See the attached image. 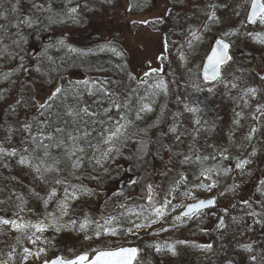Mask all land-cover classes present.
I'll return each instance as SVG.
<instances>
[{
    "label": "trees",
    "instance_id": "1",
    "mask_svg": "<svg viewBox=\"0 0 264 264\" xmlns=\"http://www.w3.org/2000/svg\"><path fill=\"white\" fill-rule=\"evenodd\" d=\"M146 1L0 0V137L8 140L12 123L21 126L18 149L8 159L9 177L32 184L45 199L68 191L79 195V201L87 200L82 206L90 213L88 219L93 225L107 222L100 230L89 229L93 238H104L106 226L113 230L109 239L121 231L129 233L132 212L148 214L147 210L161 202L160 195L170 194L182 175H190V170L180 171L178 159L192 163L184 159L187 150L193 152L192 158L206 157L212 142H222V126L230 120L228 114H219L225 97L206 91L208 86L201 81L200 71L193 83L200 102L199 118L191 134L182 115L173 112L183 86L179 75L160 74L162 86L142 84L128 67H118L106 58L105 48L112 40L102 38L105 21H100V16L119 2L140 9L147 7ZM171 2L173 9L163 25H174L179 22L177 18L185 17L177 10L178 0ZM161 17L162 13L156 18ZM236 39L230 41L232 50ZM51 89L57 93L41 102L39 92ZM74 96L79 100L74 101ZM143 107L150 110L148 117L116 143L115 156L104 165L95 161V150L105 147L107 134ZM215 150L209 158L219 159L220 151ZM254 153L262 161L263 175L246 196L249 199L243 200L253 207L259 226L246 257L232 258H239L241 264H264V137L258 138ZM201 171L195 172L196 179ZM0 177L2 189L5 179ZM164 177L167 181L158 182ZM7 202L0 203V216L11 219L13 205ZM56 203L54 199L49 205L55 207ZM70 207L78 208L79 203ZM70 212L74 214L72 208ZM123 236L106 248L116 249ZM66 239L70 238L63 233L57 241ZM208 248L204 254L182 256L183 263L190 257L191 264H218L212 259L218 243Z\"/></svg>",
    "mask_w": 264,
    "mask_h": 264
},
{
    "label": "rangeland",
    "instance_id": "2",
    "mask_svg": "<svg viewBox=\"0 0 264 264\" xmlns=\"http://www.w3.org/2000/svg\"><path fill=\"white\" fill-rule=\"evenodd\" d=\"M251 1L178 0L177 10L183 11L185 17L177 18L179 22L174 25H163L173 6L166 5L161 21L156 18L159 13L150 12L152 2L151 7L136 11L129 2H119L109 8L105 16H100L99 20L105 21L102 38L112 40L105 48L106 58L112 63L128 67L142 84L162 86L160 74L180 76L183 86L177 93L178 107L173 112L182 115L191 134L200 111L193 83L203 60L216 39L231 41L237 37L233 45L235 60L224 70L217 86L206 88L207 92H218L225 97L219 114H228L230 120L222 126V142L219 139L212 142V151L203 159L192 158L193 152L187 150L184 159L192 163L187 165L179 159L177 163L180 171L190 170V175H182L170 194L160 195L161 202L147 210L148 214L129 213V233L121 231L109 239L113 230L106 226L104 238H93L88 235L89 229L100 230L107 222L103 220L93 225L88 219L90 213L82 206L87 200L79 201V195L68 191L45 199L32 184L21 179L12 181L9 177L8 159L16 154L21 130V126L12 123L8 140L0 137V175L5 179L0 188V203L9 204V200L13 205L11 219L0 216V250L4 249L0 252V264H43L60 255L66 260L79 255L93 257L109 250L106 244H114L122 235L125 236L116 248H139L137 264H191L190 257L183 263L182 256L194 252L204 254L206 249L209 252L208 247H214L216 242L218 249L212 252L214 261L241 264L239 258H232L246 257L259 226L253 207L245 202L249 199L246 196L260 184L263 175L262 161L256 159L254 151L258 138L264 137V14L249 28L244 27ZM124 5L129 7V16L122 12ZM56 93L54 89L39 92L41 102ZM149 112L143 107L133 118L120 121L114 134L108 137L107 146L97 150L95 161L104 165L114 145L144 122ZM196 148L200 152L199 143ZM216 148L220 151L219 159L209 158L215 155ZM166 151L170 155L169 149ZM199 168L201 176L196 179L195 172ZM165 181L166 177L158 182ZM54 199L55 207L49 205ZM210 199L216 200L214 208L192 217H181L188 205ZM75 202L79 207H70ZM63 233L70 239L57 241Z\"/></svg>",
    "mask_w": 264,
    "mask_h": 264
},
{
    "label": "water",
    "instance_id": "3",
    "mask_svg": "<svg viewBox=\"0 0 264 264\" xmlns=\"http://www.w3.org/2000/svg\"><path fill=\"white\" fill-rule=\"evenodd\" d=\"M264 11L263 0H252L248 13L247 23L252 24L262 16ZM231 61L229 44L223 40H217L206 57L201 77L206 83H215L220 79L222 68ZM215 200L199 201L189 205L182 213V217L191 216L212 208ZM138 256L136 248H122L114 251H105L96 254L91 260L89 256L82 255L71 261H64L61 257L44 264H134Z\"/></svg>",
    "mask_w": 264,
    "mask_h": 264
},
{
    "label": "flooded vegetation",
    "instance_id": "4",
    "mask_svg": "<svg viewBox=\"0 0 264 264\" xmlns=\"http://www.w3.org/2000/svg\"><path fill=\"white\" fill-rule=\"evenodd\" d=\"M170 1V2H169ZM152 2V9H151V14L154 12L155 14L157 13V12H159V14H161L164 10H165V8H166V5L170 8V7H172L173 6V4H172V2H171V0H147V2H146V4L148 5V6H150L151 7V5H150V3ZM157 3H158V5H157ZM171 3V4H170ZM128 8V7H127ZM127 8H125V7H123L122 8V10H123V13L126 15V9ZM245 27V26H244Z\"/></svg>",
    "mask_w": 264,
    "mask_h": 264
},
{
    "label": "bare ground",
    "instance_id": "5",
    "mask_svg": "<svg viewBox=\"0 0 264 264\" xmlns=\"http://www.w3.org/2000/svg\"><path fill=\"white\" fill-rule=\"evenodd\" d=\"M263 14H264V11H263V13H262V16H263ZM33 53H35V50L31 52V56H32ZM200 77H201V76H200ZM201 81H202L204 84L209 85V86H217V84L220 82V79L217 80L215 83H206V82L203 80V78L201 77ZM73 100H74V101H77V100H79V97H78V96H74V97H73ZM133 116H134V115H133ZM114 132H115V130H114L113 132L108 133L107 136H110V135L114 134ZM106 146H107V145H105V147H106ZM117 146H118L117 144L114 145V151L110 153V155H109V157L107 158V160H110V159H112V158L115 156V148H116ZM105 147H102V148H105ZM98 149H101V148H97V149L95 150L94 159H95V155H96V152H97Z\"/></svg>",
    "mask_w": 264,
    "mask_h": 264
}]
</instances>
